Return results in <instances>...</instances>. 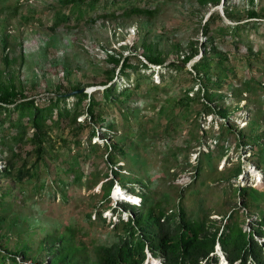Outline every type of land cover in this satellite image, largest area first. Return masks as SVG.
<instances>
[{
  "label": "trees",
  "instance_id": "trees-1",
  "mask_svg": "<svg viewBox=\"0 0 264 264\" xmlns=\"http://www.w3.org/2000/svg\"><path fill=\"white\" fill-rule=\"evenodd\" d=\"M20 1L0 0V13H10ZM159 1L64 0L63 9H56L48 25L52 28L60 24L71 26L73 22L86 18L95 20L97 17L131 14L150 16L157 11ZM197 1L206 5L218 4L221 0ZM77 3L79 7L75 13L73 6ZM224 12L237 21L228 23L219 12H210L202 26L207 37L202 44L204 52L192 62L191 68H186L185 63L199 49L192 40L189 50L181 53L180 63L177 59L166 63L171 71L182 76L187 74L176 83L172 78L167 86H180L184 81H192V84L172 97L166 96L161 102L156 103L160 98L157 95L146 100L145 103L160 110L155 127L150 125L152 118L146 113H142V117L137 113L136 99L140 94L146 95L150 88L165 90L144 72L148 68L153 70L154 64H161L164 60L162 53L151 43L144 45L147 51L145 60L136 52L123 55L109 49L106 59L112 65L105 70V78L100 82L104 87L86 91L80 89L82 84L59 82L50 93L39 96L35 84H18L17 87L3 78L4 70L0 68V160L3 159L0 166V264H143L146 247L151 253H160L164 264H264V188L249 182L232 185L233 180L238 182L237 176L242 168L239 161L216 178L217 183L227 181L222 194L224 200L231 191L238 201L229 202L239 203V206L232 205L228 212H223L225 218L220 223L206 213L209 209L207 196L215 193L212 182L216 179L212 175L222 172L217 170L215 162L227 154L231 144H235L236 150L240 147L242 151L248 148L253 152V166L264 174V80L259 77L264 76V71L253 72L254 59L259 58L261 50L253 49L247 40L249 30L264 32V20L261 19L264 13L252 7L244 15L246 19L239 21L240 18L227 6ZM227 36L230 37L227 47H220L217 40H224ZM3 45H7L5 37ZM20 57L23 58V53ZM2 59L8 65L16 57L9 58L5 53ZM116 67L127 78L119 88L113 80ZM130 77L131 82L128 81ZM197 80L201 87L192 93L193 83ZM226 87L236 100H247L244 107L251 120L246 130L235 127L240 113L231 111L226 103ZM67 91H70L68 95L65 94ZM69 95L73 97L71 102L68 101ZM109 103L111 107L116 106V118L111 115ZM240 107L237 105L235 110ZM193 110L195 114L191 116ZM201 113L218 117L217 129L210 132L204 128L200 134L195 128L199 126L196 116ZM177 115L189 119L188 137L172 135L180 122ZM115 129L122 133L120 141L91 142L95 136L109 137ZM84 132L87 134L85 138ZM206 135L214 137V145L202 143V137ZM152 136H155L160 152L165 154L164 161L187 150L191 140L204 146L197 150L196 163L190 168V180L178 187L175 208L166 205L169 191L158 194L148 186L150 178L146 176L151 162L136 149L142 146L148 151L153 145ZM96 158H102L109 166L102 172L104 179L93 180L101 172L95 163ZM121 159L128 162V167L137 169L128 170L129 175L125 176L122 172L125 163L120 162ZM51 165L58 173L55 176L51 175ZM85 178L92 187L101 180L102 192L90 209L94 210V215L91 211L86 212L87 228L105 223L111 226L110 233L101 241L90 238V242H86L77 235L75 223L59 229V226L17 224L18 216L14 215L9 220L12 200L17 193L22 194L17 196L22 203L34 196L39 197L41 191L50 198L58 196L67 200L68 186L85 183ZM113 180L127 185L140 197L139 201L117 199L113 205L109 197ZM206 180L209 183L205 187ZM49 182H53L52 185ZM190 204L198 206L196 211L195 207H190L195 216L188 213ZM119 205L131 212L124 213ZM214 206H219L217 200ZM239 207L244 210L240 212ZM107 209L115 212L117 219L108 218L104 214ZM107 219L110 221L106 222ZM37 227L41 228L42 236L35 235ZM80 233L86 235L88 231L81 229ZM216 242L224 254V263L218 254L211 253Z\"/></svg>",
  "mask_w": 264,
  "mask_h": 264
},
{
  "label": "rangeland",
  "instance_id": "rangeland-1",
  "mask_svg": "<svg viewBox=\"0 0 264 264\" xmlns=\"http://www.w3.org/2000/svg\"><path fill=\"white\" fill-rule=\"evenodd\" d=\"M63 1L22 0L18 4V7L10 13H0V68L4 70L2 72L3 78L12 81L17 87H19L18 84L25 86L26 84L33 83L36 85L37 95L39 96L43 93H50L59 82H63L66 85L82 84L80 89L84 91L102 88L104 85L100 82L105 78L104 72L112 65L106 59V54L109 53V49L115 52H122L123 55L130 51L136 52L138 56L145 60L147 51L144 49V45L151 43L156 51L159 50L162 53L164 60L161 64H154L153 70L148 68L144 72L150 74L154 80L159 82V86L164 87L165 90L160 89L155 91L150 88L146 92V95L140 94L136 99L137 105H139L137 113L141 117L142 113H146V115L151 117L150 125L154 127L156 120L160 117V110H158L157 106L153 107L145 102L147 99L150 100L153 95L160 97L156 103L161 102L166 96L172 97L177 92L182 91L192 84V81H184L180 86H167L166 83L170 80L172 81V78L174 83H176L180 79H184L187 74H183L182 76L180 73L171 71L166 63L176 59L180 63L181 53L189 50V43L192 40L199 49L185 63L186 68H191L192 62L204 52L202 44L206 41L207 37L203 33L202 26L209 18L210 12H219L222 19L228 23H235L237 19L226 16L224 12L225 6L230 8L237 18H240L239 21L246 19L244 15L252 7L259 10L260 13H264V0H221L218 4L207 3L206 5L200 4L197 0H160L157 11L150 16L146 14H131L120 17H97L95 20L86 18L77 23L73 22L71 26L60 24L55 28L49 27L48 24L53 20L56 9H63ZM78 7V3L74 4L73 8L75 13ZM261 19L264 20V15ZM3 37L6 38L7 45L5 47L3 45ZM229 40L230 37L227 36L226 39L217 41L220 47H227ZM247 40H249L253 49L261 50L259 58L254 59L253 72L259 73L261 69L264 71V32L257 33L253 29L249 30ZM5 53H7L9 58L16 57V60L5 65L2 59V55ZM21 53H23L22 59L20 57ZM161 71L162 74H160ZM131 77L128 79L129 82H131ZM259 77L264 80V76ZM113 80H116V88H119V86L127 81V78L116 67ZM197 87H201L198 80L193 83L191 92L194 93ZM225 90L228 96L226 103L229 105L231 111L240 113V117L235 120L236 129L246 130L251 120L250 113H247L246 107H244L247 104V100L243 98L238 101L234 96H231L229 87H226ZM164 92L166 93L164 94ZM69 93L70 91H67L65 94L68 95ZM68 99L71 102L73 97L69 95ZM250 104L252 105V103ZM110 105L111 103H109V108L111 107ZM237 105L241 107L235 110ZM198 106L200 107V104ZM114 107L116 108L114 105L110 108V111H112V117L116 118L114 116L116 114ZM194 114L195 110L191 112V116ZM196 117H198L199 126L195 129L200 134L204 128L210 132L217 129L219 118L215 117L212 113H201ZM176 119H179L180 122L177 124L176 130L172 132V135L174 137L176 135H186L188 137V131L191 127L189 119L183 118L181 115H177ZM99 124L104 125L100 122ZM151 132L148 134L150 135ZM121 134L120 129H115L114 132L110 133L109 137H103L102 135L99 137L95 136L91 138V142L94 140L100 143L112 140L120 141ZM86 135V132H84L83 137L85 138ZM151 141L153 145L150 146L148 151L143 150L142 146L136 148L141 155L147 156L146 158L151 162L149 175L146 176L150 178V180H147L150 183L148 186L153 188V191L158 194L163 191H169L170 198L166 205L173 208L178 198V187L180 188L183 182L191 178L192 171L190 168L196 163L197 150L199 147H204L203 144L206 143L214 145L216 140L213 136L206 135L204 138L202 137L203 144L200 143V146H198V142L191 140L187 150L177 153V157H171L169 161L163 160L165 159V154L160 152L155 136H152ZM83 142L86 148V140ZM240 151L242 153L241 155ZM96 160L95 163L98 164L97 167L101 172L93 180L104 179L105 176L102 172L108 169L109 166L102 158H96ZM119 161L125 163V168H122L125 176L129 175L128 170L135 171L137 169L134 166L128 167V162L125 159ZM238 161L242 168L240 174L237 176L238 182L237 180H233L232 185L235 186L238 183L245 184L249 182L259 188H264V174L259 168H255L252 163L253 152H250L248 148L242 151L240 147L236 150L234 143L230 145L227 154L215 162L217 170L222 172L213 174V179H218L221 175L225 174V171L228 169L231 170ZM2 165L3 159L0 160V166ZM57 174L55 168L51 165V175L55 176ZM217 179L212 182L215 193L207 196L209 199V209L206 213L212 220L220 223L225 218L223 212H228L232 205L239 206V203L232 204L229 202V200L238 201V198L234 194L231 195V191L227 200H224L222 194L224 193V187H226L227 181L223 180L217 183ZM86 180L87 178H85ZM209 180H206L205 187L209 183ZM52 183L49 182L51 185ZM113 183L114 180L112 181V186L114 185ZM205 187L202 189L203 191ZM101 192V180L93 187L88 180L79 185L70 184L67 188V200H61L58 196L55 199L50 198L46 192L41 191L40 198L33 195L36 198L35 200L32 198L22 203L17 199V196H22L19 192L12 200L13 208L11 209L9 220L14 215L18 216L17 224H34L33 226L45 225V227L49 228L59 226V229H63L65 225L75 223L78 229L77 235L83 237L86 242H90V238L101 241L110 233L111 226L105 223L99 227L92 226L87 228L88 220L86 219L87 211H91L94 215V210L90 209L92 204L99 198ZM185 193V195H188V192L185 191ZM216 200L219 206L215 208L214 202ZM190 207H195L196 211L198 206L190 204L187 207L188 213L195 216V212L192 213ZM122 209L128 214L131 212L130 209ZM239 209H241L240 212L244 210L243 207H239ZM109 212V210L104 211V214L107 216L110 214ZM113 216L114 214H112ZM109 221V219L106 220V222ZM7 224L5 223V225ZM40 229L39 227L36 228L35 235L37 237L43 234ZM81 229H86L88 233L82 235L80 233ZM13 240L14 236L11 238V241ZM212 252H217L222 255L217 243L214 245ZM222 262H225L224 258Z\"/></svg>",
  "mask_w": 264,
  "mask_h": 264
},
{
  "label": "clouds",
  "instance_id": "clouds-1",
  "mask_svg": "<svg viewBox=\"0 0 264 264\" xmlns=\"http://www.w3.org/2000/svg\"><path fill=\"white\" fill-rule=\"evenodd\" d=\"M240 174V173H239ZM238 174V175H239ZM250 180H251V178H249ZM248 179V180H249ZM249 180V181H250ZM114 185L113 186H111V188H110V191H109V197L111 198V200L113 201V205H115V201L117 200V199H127V200H132V201H136V202H138L139 201V199H140V197L139 196H137V195H135L132 191H131V189L127 186V185H120L119 183H113ZM117 189H121L123 192H124V195L122 196V195H120L119 193H117V194H114V192L117 190ZM123 207H121L120 205H119V209H121V211H123L124 213H126V211L124 210V209H122ZM128 209V208H127ZM108 210V209H107ZM107 210H105V211H107ZM113 210V209H112ZM110 211V210H109ZM122 212V213H123ZM110 214H108L109 216H108V218H110V217H112V214H114V216H115V212H112V211H110L109 212ZM112 217L111 219H117V216H115V217ZM217 243V242H216ZM215 243V244H216ZM214 244V245H215ZM218 245H219V243H217ZM219 249H220V245H219ZM213 250H214V247H213ZM212 250V251H213ZM211 251V253L212 254H218L219 256H220V261L222 262V259L223 258H225L224 257V254H219V253H217V252H212ZM220 251H221V249H220ZM222 253V252H221ZM155 260H157L158 261V263L159 264H164V261H163V258H162V255L160 254V253H157V254H154V253H151L150 251H149V249L146 247L145 248V258H144V260H143V264H154V261ZM222 263H224V262H222Z\"/></svg>",
  "mask_w": 264,
  "mask_h": 264
},
{
  "label": "bare ground",
  "instance_id": "bare-ground-1",
  "mask_svg": "<svg viewBox=\"0 0 264 264\" xmlns=\"http://www.w3.org/2000/svg\"><path fill=\"white\" fill-rule=\"evenodd\" d=\"M117 193H119V194L122 195V196L124 195V192H123L121 189H117V190L114 192V194H117ZM154 264H159V263H158L157 260H155V261H154Z\"/></svg>",
  "mask_w": 264,
  "mask_h": 264
}]
</instances>
